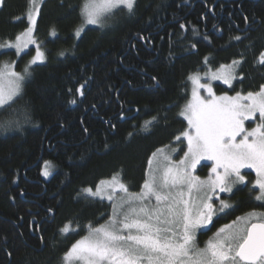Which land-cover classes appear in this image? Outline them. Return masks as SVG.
<instances>
[{
  "label": "trees",
  "instance_id": "16d2710c",
  "mask_svg": "<svg viewBox=\"0 0 264 264\" xmlns=\"http://www.w3.org/2000/svg\"><path fill=\"white\" fill-rule=\"evenodd\" d=\"M82 1L40 0L34 37L45 61L31 66L16 111L0 109V120L22 125L0 131V264H61L88 226L104 224L112 213L111 203L85 195V188L118 174L131 192H140L149 158L178 144L186 129L179 113L189 99V76L240 60L243 80L232 88L215 84V91L247 94L264 85L258 62L264 0H138L133 15L117 11L106 27L87 26L76 37ZM30 7V0H5L0 44L25 30ZM236 35L240 41L231 39ZM34 53V47L19 56L1 51L0 66L13 62L22 73ZM80 84L84 97L75 92ZM72 99L77 103L69 104ZM153 116L156 122L143 131ZM45 160L54 165L48 179L40 175ZM208 165L203 161L196 173L205 177ZM242 175L245 184L219 195L232 207L198 233V247L224 224L264 211L252 188L254 174ZM32 218H45L39 235L29 233ZM66 224L73 231L64 236Z\"/></svg>",
  "mask_w": 264,
  "mask_h": 264
},
{
  "label": "snow or ice",
  "instance_id": "6c2138e0",
  "mask_svg": "<svg viewBox=\"0 0 264 264\" xmlns=\"http://www.w3.org/2000/svg\"><path fill=\"white\" fill-rule=\"evenodd\" d=\"M30 3L27 27L14 42L0 44V49L14 48L20 55L29 44L35 43L33 32L40 0H30ZM137 3L138 0H84L83 25L104 28L117 11L126 10L129 16L133 15ZM4 4L5 0H0V7ZM244 19L247 24L248 18ZM83 25L77 28L76 37L84 31ZM179 27L185 29L186 25L180 23ZM231 39L240 41L241 36ZM44 61L45 54L37 45L35 55L22 73L12 70L9 64L0 66V109L16 111L14 105L22 98L31 66ZM258 62L264 66V53ZM240 65V60L221 65V69L227 71L218 70L211 78L232 88L234 80H243L237 72ZM152 79L159 84L157 76ZM189 80L195 86L192 100L180 113L188 128L176 136L178 141L181 136L187 141L183 157L173 161L164 149H157L149 158L140 192H131L118 174L110 180H101L95 191L85 188L83 192L87 196L110 201L112 215L104 224L89 225L87 234L64 253L63 264H264V211H252L224 224L204 248L195 243L197 229L207 228L215 216L232 207L219 196L217 206L213 194L217 191L232 193L236 184H245L242 169L256 173L257 179L252 184L253 189H258L255 199L264 201V85L247 94L216 96L210 83L200 82L199 74L189 76ZM199 89H204L210 99L201 97ZM75 92L84 97L85 84H80ZM68 103L77 101L72 99ZM257 115L256 126L246 128L245 121L254 120ZM156 120L153 116L145 121L142 130L150 131L149 126ZM21 126L19 120H0V131L13 127L19 131ZM84 132L88 129L84 128ZM206 160L213 164L208 178L201 179L194 173L197 165ZM53 169L52 162L45 160L40 175L48 179ZM71 231L68 224L60 229L62 234Z\"/></svg>",
  "mask_w": 264,
  "mask_h": 264
},
{
  "label": "rangeland",
  "instance_id": "374dc122",
  "mask_svg": "<svg viewBox=\"0 0 264 264\" xmlns=\"http://www.w3.org/2000/svg\"><path fill=\"white\" fill-rule=\"evenodd\" d=\"M83 3H84V0L82 1L81 6L83 5ZM37 16H38V15H37ZM36 19H37V17H36ZM82 25H83V19H82ZM87 26H93V25H83V27H87ZM93 27H96V26H93ZM34 31H35V30H34ZM33 38H34V40H35L34 32H33ZM14 41H15V39H14L12 42H14ZM30 47H34V48H35V53H36L37 43H36V41H35L34 44H29V45L27 46V48L23 49V50L21 51L20 55L23 54V53H25L26 51H28ZM6 50H11V51H14V52L16 53V49H14V48H11V49H9V48H3V49H0V52H1V51H6ZM40 50H41V49H40ZM41 51H42V50H41ZM35 53H34V55H35ZM16 55H17V54H16ZM34 55H33V56H34ZM17 56H19V55H17ZM5 64H9V65H11L12 70L15 71L14 63H13V62H12V63H3L1 66L5 65ZM38 64H41V63H38ZM218 70H219V71H227V69H221V67H219L217 70H214V71H212V70H207V71H203V72H201V73H197V74H199V76H200V82H201V83H210L211 86H212L213 92L215 93L216 96H221V95H225V94H227V95H229V96H234L235 94L231 95V94H228V93H226V92H216V91H215V88H214V85H215V84H221L222 86L228 87V86H227L226 84H224L221 80H218V79H212V78H211V77H212V74H213V73H217ZM194 87H195V86L193 85L192 81L190 80V83H189V99H188V101L182 106V108H181V110H180V113H181L182 109L185 107V105H186L190 100H192V90H193ZM199 94H200V96L203 97V98H209V99H210V97H208V94H207V92H206L204 89H199ZM180 113H179V116H180L182 119H184L183 116L180 115ZM184 121L186 122V129H187V128H188V123H187V121H186L185 119H184ZM257 123H258V115H257V118L254 119V120H247V121H245V127L250 129V128H252V127H255ZM177 141H178V140H177ZM173 148L176 149L175 152L172 151ZM161 149H164V152H165L166 154L170 155L173 161H179V160L183 157L184 152L187 151V141L184 140V138L181 136V139L179 140V143H178V144H176V145H174V146H172V147L166 148V149H165V148H161ZM151 157H152V156H151ZM202 162H203V161H201L200 164H201ZM205 163L209 164L208 167L206 168L207 175H206L205 177H201V176H199V175L196 173L197 168H198V166H199L200 164L197 165V167H196V171H195V173H194L195 175H198L201 179H206V178H208V176H209V172H210V169H211L212 164H213V162L210 161V160H206ZM148 168H149V165H148ZM148 168H147V170H148ZM243 172H251V173L254 174V176H255V180L257 179V177H256V173H255L252 169H242V170H241V174H242ZM119 179H120V177H119ZM108 180H110V179H108ZM255 180H254V182H255ZM98 184H99V183H98ZM238 185H239V184H236V185L234 186V188H236ZM234 188H233V189H234ZM95 189H96V187H95L94 189H92V190L95 191ZM256 190L258 191V189H256ZM140 191H141V190H140ZM222 194H223V193H220V192L217 191L216 193L213 194V199H216L217 196L222 195ZM85 195H86V194H85ZM116 195L119 196V195H121V194H120V193H116ZM90 197H91V196H90ZM95 198L100 199L99 197H95ZM100 200H101V199H100ZM103 201H106V202L111 203V202L108 201L107 199H103ZM153 203H155L154 200H153ZM218 206H219V205H218ZM111 215H112V213H111ZM111 215H110V216H111ZM207 228H208V227H207ZM207 228H200V229H197V230H196V237H197V235H198L199 232L205 231ZM87 232H88V231H87ZM213 236H214V234L212 235L211 238H213ZM211 238H209V239L203 244L202 248H204V247L206 246L207 242H208ZM196 240H197V239H196ZM196 240H195V243H196V245H197ZM197 246H198V245H197ZM61 264H63V259L61 260Z\"/></svg>",
  "mask_w": 264,
  "mask_h": 264
},
{
  "label": "flooded vegetation",
  "instance_id": "af4514ba",
  "mask_svg": "<svg viewBox=\"0 0 264 264\" xmlns=\"http://www.w3.org/2000/svg\"><path fill=\"white\" fill-rule=\"evenodd\" d=\"M45 218H43V219H41L40 221H38L37 222V220L35 219V218H32L31 219V221H30V223H29V233H30V235L31 236H34V235H39V229H40V226L42 225V222H43V220H44ZM20 225H22V223L20 224ZM36 225V233H34V230H33V226H35ZM71 233V232H70ZM70 233H68V234H70ZM68 234H64V236H67ZM71 247V246H70ZM69 247V248H70ZM68 248V249H69ZM6 253L8 254V251H6Z\"/></svg>",
  "mask_w": 264,
  "mask_h": 264
}]
</instances>
